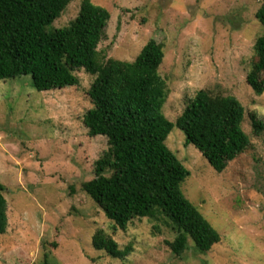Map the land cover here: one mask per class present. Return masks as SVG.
Returning <instances> with one entry per match:
<instances>
[{"label":"rangeland","instance_id":"obj_1","mask_svg":"<svg viewBox=\"0 0 264 264\" xmlns=\"http://www.w3.org/2000/svg\"><path fill=\"white\" fill-rule=\"evenodd\" d=\"M110 12L97 49L132 60L148 39L163 45L159 73L168 96L163 113L175 121L198 89L236 97L244 107L248 148L217 172L173 127L167 146L188 168L182 192L220 234L206 253L175 255L164 222L134 218L118 228L81 188L95 176L94 161L107 149L101 134L87 135L82 114L91 107L93 75L75 71L78 84L36 90L30 75L0 80V182L7 201V229L0 235V264H264V129L255 135L249 115L264 121V91L245 76L253 43L263 29L255 17L261 0H91ZM71 0L50 25H66L79 10ZM108 175V173L106 174ZM103 229L127 258L95 250L91 236Z\"/></svg>","mask_w":264,"mask_h":264},{"label":"trees","instance_id":"obj_2","mask_svg":"<svg viewBox=\"0 0 264 264\" xmlns=\"http://www.w3.org/2000/svg\"><path fill=\"white\" fill-rule=\"evenodd\" d=\"M71 0H0V80L30 75L36 90L77 85L76 70L93 75L87 94L91 103L82 114L87 135L107 139V149L94 161L95 176L81 188L118 228L134 218L164 222L176 234L166 241L180 255L191 241L206 253L220 234L185 198L181 184L188 168L167 146L175 126L185 144L199 150L212 168L222 172L250 145L242 129L244 107L231 95L198 89L175 121L163 113L168 96L159 73L163 45L150 38L132 60L106 57L97 49L110 18L108 9L81 0L77 15L66 25L49 28ZM263 32L253 43L245 81L259 95L264 91V0L255 11ZM258 135L264 121L249 115ZM108 173V175H106ZM0 182V235L7 229V201ZM95 250L124 261L131 245L120 248L103 229L91 236ZM46 264V260L44 261Z\"/></svg>","mask_w":264,"mask_h":264}]
</instances>
